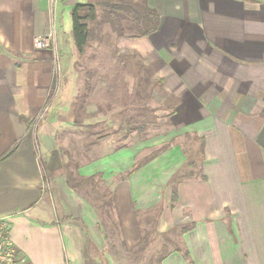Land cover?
Here are the masks:
<instances>
[{"label":"crops","instance_id":"obj_1","mask_svg":"<svg viewBox=\"0 0 264 264\" xmlns=\"http://www.w3.org/2000/svg\"><path fill=\"white\" fill-rule=\"evenodd\" d=\"M77 4L87 3L0 0V218L24 264H100L105 247L100 210L67 182L72 92L55 95L77 50L63 29ZM142 8L160 16L158 30L118 36L117 48L141 58L176 99L174 131L205 142L199 172L176 185L180 248L159 263L264 264V0H144ZM53 30L51 46L36 49ZM134 154L116 151L78 173H103L108 183ZM186 162L180 146L153 159L123 182L129 199L139 210L156 206ZM128 215L119 212L123 226Z\"/></svg>","mask_w":264,"mask_h":264},{"label":"rangeland","instance_id":"obj_2","mask_svg":"<svg viewBox=\"0 0 264 264\" xmlns=\"http://www.w3.org/2000/svg\"><path fill=\"white\" fill-rule=\"evenodd\" d=\"M85 1L95 6L98 15L95 22L88 23L89 45L84 55L80 56L76 50L69 56L68 69L65 72L62 69L58 77L60 89L55 92L59 97L65 91L72 92L70 106L76 116L74 124L65 126L69 134L62 137L67 176L71 183L80 185L77 191L101 212L106 238L100 264H108L107 255L122 264H160V257L180 248L181 225L174 209L177 201L172 199L176 185L169 183L171 194L164 191L159 204L139 210L129 199L128 186L123 182L129 179L127 173L137 162L146 161L157 150L160 156L165 153L163 148L166 151L183 148L187 162L174 173V178L199 172L203 157L196 137L174 131L170 117L177 101L165 90L163 82L151 80L141 58L117 48L118 34L131 36L137 34V28L139 33L145 29L142 25L145 17L138 14L143 12L144 0ZM106 2L128 5L137 12L131 8L126 12L117 9L119 22L113 29L104 19L105 11L109 10ZM68 19L63 24L65 34L72 30V18ZM49 106L47 113L51 110ZM139 125L146 128L129 130ZM128 148L135 152L132 167L119 166V174H108V183L103 173H97L100 175L87 183L82 181L78 173L82 165ZM189 162L194 166H188ZM120 210L129 214L124 226Z\"/></svg>","mask_w":264,"mask_h":264},{"label":"trees","instance_id":"obj_3","mask_svg":"<svg viewBox=\"0 0 264 264\" xmlns=\"http://www.w3.org/2000/svg\"><path fill=\"white\" fill-rule=\"evenodd\" d=\"M108 2L105 3L106 7H109V10L106 12L105 11V15L106 17L104 18L105 21H107L108 23H110L114 29V24L119 22V13L117 11V9L120 10H125L126 11H130L132 8L131 6L129 7L128 5H123V4H115V5H107ZM131 8V9H130ZM136 9H132V12H137L135 11ZM115 11H117V13H115ZM124 12V13H125ZM141 16L144 15L143 17L146 16V19L144 18V24L143 27L145 28L144 30H140V35L139 36H146L148 34H150L151 32H154L156 30H158L159 26H160V16L154 12V11H139V13ZM97 12H96V8L94 5L92 4H77L75 6V8L72 11V22H73V27H72V33H73V38H74V42H75V46L77 48V51L79 53L80 56L84 55L86 48L89 45V41H90V27L88 25L89 22H95L97 20ZM112 18H116V19H112ZM149 20V23H148ZM119 33V29L117 31ZM119 37L124 36L122 33L121 35L118 34ZM160 83L163 82L162 80L159 81ZM174 112L171 113V115ZM144 128H146L145 125H139V126H135L134 129H129L132 131H142ZM199 142L201 143L200 145V157L204 156V147H205V142L203 139H199ZM166 152V149L163 148L162 152ZM160 151L157 150L155 152H153L151 154V156L144 162L139 161L135 164V166H133V168L127 173L128 178H130L133 174H135L137 171H139L144 165L148 164L149 162H151L153 159H155L157 156H159ZM188 166H194V164L192 162L188 163ZM100 174H95L93 176H91L90 178H83L82 176L81 179L82 181H84V183H87L91 180H94V178H96L97 176H99ZM178 178V180L176 179ZM180 181V177H175L172 182L174 185H177V183ZM67 182L69 184V186H71L72 188L76 189L80 186L79 184H73L71 183V181L69 180L68 176H67ZM172 199L173 202H176L178 197H177V189L176 187L173 188V194H172Z\"/></svg>","mask_w":264,"mask_h":264},{"label":"built area","instance_id":"obj_4","mask_svg":"<svg viewBox=\"0 0 264 264\" xmlns=\"http://www.w3.org/2000/svg\"><path fill=\"white\" fill-rule=\"evenodd\" d=\"M51 6L57 0H49ZM54 37V30L48 35L37 37L34 41L36 49H47L51 46ZM25 256L18 250L10 236V229L5 218H0V264H24Z\"/></svg>","mask_w":264,"mask_h":264}]
</instances>
